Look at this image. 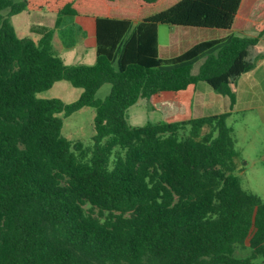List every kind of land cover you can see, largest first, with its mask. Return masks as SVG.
<instances>
[{
    "label": "trees",
    "instance_id": "1",
    "mask_svg": "<svg viewBox=\"0 0 264 264\" xmlns=\"http://www.w3.org/2000/svg\"><path fill=\"white\" fill-rule=\"evenodd\" d=\"M243 2L251 5L0 0V264H264V200L235 174L230 113L128 121L131 106L199 81L235 103L232 84L255 67L264 0L255 36L202 40L161 58L157 28L231 29ZM6 8L9 15L47 9L56 25L63 16L92 18L94 62L66 63L54 51L53 28H34L37 39L19 36ZM61 80L81 88L74 101L39 96ZM104 83L110 91L98 99ZM87 106L92 142L62 135L60 114Z\"/></svg>",
    "mask_w": 264,
    "mask_h": 264
},
{
    "label": "rangeland",
    "instance_id": "2",
    "mask_svg": "<svg viewBox=\"0 0 264 264\" xmlns=\"http://www.w3.org/2000/svg\"><path fill=\"white\" fill-rule=\"evenodd\" d=\"M167 3H160L156 7L145 9L146 11L150 10L149 12H154L163 8ZM2 14L10 19L18 35L21 37L37 39L38 34L33 31L34 28L40 26L53 28L52 44L54 51L66 63L92 64L94 62L95 39L92 18L63 16L58 19L59 24L56 25V14L49 12L47 9L41 11L22 10L16 14L9 15V8H6L2 11ZM158 28V43L160 42L162 46H169L166 50L163 48L159 50V56L161 58L176 55L197 41L211 38L213 33H215L211 29L191 26L159 24ZM173 43L176 45L173 46ZM259 48L261 49L260 51L264 52L263 45L259 46ZM202 61L203 58H200L193 64L191 68L192 74L198 72ZM258 69L260 71V68ZM201 83L210 89V86L206 82L202 81ZM109 91L110 84L104 83L97 90L95 97L98 99L103 98ZM80 92L81 88L73 87L67 81L61 80L55 82L50 89L40 93L39 96L44 98L57 97L63 102L69 103L74 101ZM151 101L149 99L144 103L133 105L128 109V121L131 125L142 126L147 122L165 121L161 118L159 112L151 108ZM60 115L63 118L62 135L70 140H80L84 144H90L92 142V136L95 132L93 107H83L69 116ZM255 117L260 119V116L256 113H234L232 119L227 118V123L233 128H249V130H246V135L239 137L238 143H236V149L238 151L237 159L240 163V169H236L235 174L239 176L243 189L257 194L264 200V158L261 157L260 153V149L264 144V124L258 123L260 129L255 132L257 130ZM242 149L244 150L243 152ZM246 253H248V250L244 249L238 251L237 254L244 255Z\"/></svg>",
    "mask_w": 264,
    "mask_h": 264
},
{
    "label": "crops",
    "instance_id": "3",
    "mask_svg": "<svg viewBox=\"0 0 264 264\" xmlns=\"http://www.w3.org/2000/svg\"><path fill=\"white\" fill-rule=\"evenodd\" d=\"M258 1L259 0H251V5L248 6L243 2L232 28L211 29L215 33H213V36L209 39L222 38L231 34L240 36H255L256 32L252 30L251 24L256 20V6ZM158 30L159 28H157V32ZM175 45L176 44L173 43V46ZM262 45L264 50V33L260 36L258 43L252 49V51L254 50L253 55L257 58L255 67L241 74L232 84V89L235 93V103L232 106L230 105V100L227 96L213 91L211 87L209 89L201 83L202 81H199L195 84L189 85L184 90L161 91L158 94L153 95L150 98V100H152L150 103L151 108H154L157 112H159L161 114V118L165 121L187 120L193 117L218 114L222 112H229L230 115L228 118L230 119H232L234 113H256L260 116V119L255 117L257 126V130L255 132H257L260 129L258 123L264 124V52L260 51L261 49L259 48V46ZM168 47V45L162 46L159 42L158 52L160 49L163 48L166 50ZM258 68H260V71ZM233 129L237 140L236 143H238V138L245 136L246 130H249L248 127H234ZM243 151L244 150L242 149V152ZM260 153L261 157L264 158V144L260 149ZM236 163L237 170H239L240 163L238 159H236Z\"/></svg>",
    "mask_w": 264,
    "mask_h": 264
},
{
    "label": "water",
    "instance_id": "4",
    "mask_svg": "<svg viewBox=\"0 0 264 264\" xmlns=\"http://www.w3.org/2000/svg\"><path fill=\"white\" fill-rule=\"evenodd\" d=\"M136 22H137V21H134V22H133V25H134Z\"/></svg>",
    "mask_w": 264,
    "mask_h": 264
}]
</instances>
